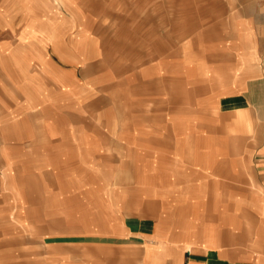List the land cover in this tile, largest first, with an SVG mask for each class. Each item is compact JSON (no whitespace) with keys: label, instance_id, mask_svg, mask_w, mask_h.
<instances>
[{"label":"crops","instance_id":"0c3cea01","mask_svg":"<svg viewBox=\"0 0 264 264\" xmlns=\"http://www.w3.org/2000/svg\"><path fill=\"white\" fill-rule=\"evenodd\" d=\"M68 2L0 0V158H26L30 151L23 143L45 131L52 136L61 123L83 130L85 109L95 126L111 122V91L101 93L96 88L100 82L85 79L94 78L97 70L83 75V62L93 69L104 55L101 39L79 36L67 41L61 36L49 41V48L45 38L33 36L51 28L66 30L69 17H76V29H86L76 15L83 13L82 0ZM178 55L172 52L171 75H182L194 94L205 96L189 102L194 112L171 109L167 123L163 106L156 107V134L167 125L173 135L166 142L158 138L157 150L150 156L173 161L166 167L159 161L166 181L155 183L159 195L154 216L125 219L119 232L124 243L118 246L124 254L122 262L112 255L115 246H108L103 257L100 247L93 245L87 248L90 258L59 264H264V69L259 65L264 56L259 53L254 59L260 69L241 68L237 74L227 65L181 66ZM86 56H90L87 61ZM162 65L158 59L156 77L163 76ZM55 89L61 91L60 97ZM198 109L202 111L196 113ZM229 110L235 122L217 113ZM240 111L262 128L253 140L249 134L228 132L229 124L249 120H241ZM140 133L143 137L147 130L139 128ZM14 162L0 165V238H13V243L18 168ZM7 228L12 231L6 232ZM1 253L12 255L1 264H15V245Z\"/></svg>","mask_w":264,"mask_h":264},{"label":"rangeland","instance_id":"374dc122","mask_svg":"<svg viewBox=\"0 0 264 264\" xmlns=\"http://www.w3.org/2000/svg\"><path fill=\"white\" fill-rule=\"evenodd\" d=\"M81 5L83 13L76 15L86 29H76V17H69L66 30L51 28L33 36L45 38L49 48V41L61 36L67 41L79 36L101 39L104 55L93 69L83 62V75L97 70L94 78L85 79L100 82L96 88L101 93L111 91V122L97 127L90 110L85 109L83 130L76 124L61 123L52 136L41 131L44 134L34 141H25L30 151L26 158H0V165H10L12 160L18 166L15 243L13 238H0V264L12 256L1 251L13 245L15 264H59L90 258L87 248L93 245L100 247L103 257L108 246H115L112 255L122 262L120 227L128 216H154L159 195L155 183L166 181L159 161L165 167L173 161L150 156L157 150L154 143L158 138L166 142L173 135L167 125L162 134H156V107L163 106L167 123L171 109L194 112L189 102L195 96H205L194 94L182 75H171L172 52L179 54L181 66L227 65L237 74L241 68L260 65L264 69V58L258 66L254 60L259 53L264 56V0H82ZM157 57L163 64V76L159 77L155 73ZM53 93L61 96L59 89ZM217 113L227 121L236 120L231 110ZM247 117L248 121L229 124L228 132L255 139L262 128L251 115L239 112L241 120ZM137 127L147 133L140 137ZM97 130V135L92 132Z\"/></svg>","mask_w":264,"mask_h":264}]
</instances>
